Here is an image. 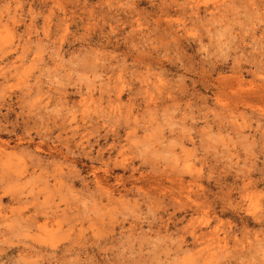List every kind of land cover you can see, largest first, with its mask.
Returning <instances> with one entry per match:
<instances>
[{"label":"clouds","instance_id":"clouds-1","mask_svg":"<svg viewBox=\"0 0 264 264\" xmlns=\"http://www.w3.org/2000/svg\"><path fill=\"white\" fill-rule=\"evenodd\" d=\"M65 2L0 0V264H264V120L233 125L226 97L181 103L160 72L138 70L188 38L210 82L231 61L229 95L252 69L264 85V0H105L128 25L92 24L106 46L127 36L128 57L93 47L92 24L70 30ZM169 9L179 23L159 44ZM229 173L241 182L222 187Z\"/></svg>","mask_w":264,"mask_h":264},{"label":"rangeland","instance_id":"rangeland-1","mask_svg":"<svg viewBox=\"0 0 264 264\" xmlns=\"http://www.w3.org/2000/svg\"><path fill=\"white\" fill-rule=\"evenodd\" d=\"M31 7L36 12H46L55 0H30ZM28 5L25 4L24 8L27 9ZM64 13L71 17L72 23L69 29H77L80 31L85 30L89 24H92L93 20H97L99 17H104L105 20L110 22L118 20L123 22L125 26L128 25V18L119 10L109 9L105 3V0H66L63 5ZM140 7H146L144 0H141ZM150 12L154 9H149ZM178 12L174 9L168 10L167 19L159 21V31L154 33V37L157 43L163 44L167 39V33L171 31L173 24L170 21L179 23ZM40 21H38L39 23ZM20 31L23 30V25L19 26ZM105 32L106 27L102 23L92 24V29L89 32L90 42L93 47L97 48L101 52H114L121 56L128 57L131 49L127 47L128 37L123 36L120 40H116L110 46L105 44ZM123 41V42H121ZM66 46V45H65ZM175 55L168 54V59H161L157 51L149 49V55L145 56L141 60L142 67H138V70L143 71L145 68L158 71L161 73V84L167 82L172 88L178 90L177 100L181 103H192L193 106H199L201 103L207 101L211 106L209 97H215L218 103H225L226 97L230 101L229 107L236 114L233 125L239 121H247L251 123L252 128L256 127V124L261 120H264V85L258 83V77L254 78L253 72L255 69L245 72L243 76L244 83L241 87V91L238 96L229 95V89H235L238 85L231 79V61L223 64H217L215 66L216 80L210 82L205 72V62L200 59L197 51L196 43L188 38L179 39L175 46ZM247 67V66H245ZM219 125L221 131L235 130L233 125H230L226 119L223 118ZM8 120L14 119V113H8ZM216 130L215 128L213 129ZM19 129L17 134H19ZM247 131V130H246ZM4 139H8L5 135ZM257 138H259L257 136ZM15 137H12L14 142ZM110 142V141H109ZM100 144L103 145L104 141L101 140ZM107 156V153H105ZM264 156H261L257 160L256 167L264 168ZM88 165L85 164V167ZM115 174L117 176L125 175L124 170L116 169ZM259 172L252 173L253 179L259 177ZM240 180L234 173H229L224 176L222 187L231 186L234 187L240 184ZM140 187V185H137ZM207 187V185H205ZM215 185L212 189L214 190ZM257 191H264V183H258L256 185ZM168 190L165 189L160 195H165ZM10 197H3L0 203L10 204ZM186 219H191V212ZM43 223V218H39ZM227 219L233 223L235 220L232 216H226ZM250 226V225H249ZM171 227V225L169 226ZM190 239V238H189Z\"/></svg>","mask_w":264,"mask_h":264}]
</instances>
